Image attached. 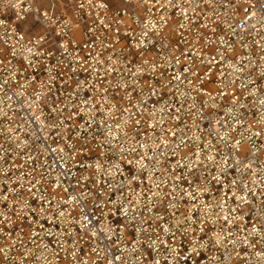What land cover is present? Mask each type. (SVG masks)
Returning a JSON list of instances; mask_svg holds the SVG:
<instances>
[{"label":"built area","instance_id":"2783aa9c","mask_svg":"<svg viewBox=\"0 0 264 264\" xmlns=\"http://www.w3.org/2000/svg\"><path fill=\"white\" fill-rule=\"evenodd\" d=\"M48 1L0 0V264H264V0Z\"/></svg>","mask_w":264,"mask_h":264},{"label":"rangeland","instance_id":"374dc122","mask_svg":"<svg viewBox=\"0 0 264 264\" xmlns=\"http://www.w3.org/2000/svg\"><path fill=\"white\" fill-rule=\"evenodd\" d=\"M65 1V0H63ZM35 4L38 5L39 7L47 8L49 6V1L48 0H34ZM29 22H26V25L29 26Z\"/></svg>","mask_w":264,"mask_h":264}]
</instances>
